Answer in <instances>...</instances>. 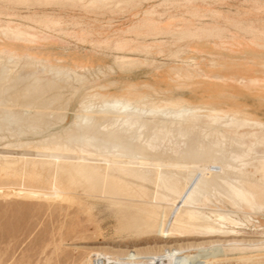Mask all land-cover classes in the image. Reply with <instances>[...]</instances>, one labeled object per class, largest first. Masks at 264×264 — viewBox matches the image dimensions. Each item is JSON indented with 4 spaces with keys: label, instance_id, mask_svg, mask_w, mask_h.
I'll return each mask as SVG.
<instances>
[{
    "label": "bare ground",
    "instance_id": "1",
    "mask_svg": "<svg viewBox=\"0 0 264 264\" xmlns=\"http://www.w3.org/2000/svg\"><path fill=\"white\" fill-rule=\"evenodd\" d=\"M135 1L0 0V4L32 9V14L21 15L24 19L35 16L34 10L39 9L36 16L42 21L36 23L63 35L66 29L53 15L57 10L99 16L98 11L114 14ZM145 27L149 33L165 34L162 26L155 27L152 22ZM4 30L14 36L21 34L12 25ZM35 42L30 37L23 52L17 50L16 42L0 44V119L13 106L20 109L11 113L13 118L5 116L11 121L4 117L3 121L10 122L8 126H0L1 169L45 171L57 179L64 191H81L93 204L105 202L121 215L120 229L136 234L139 241L150 233L232 235V230L225 228V220L242 222L239 213L244 208L251 214L264 213V119L260 117L231 108L192 104L181 96L154 98L129 92L109 97L93 90L76 102L71 120L58 132L33 139L39 133L34 131L35 126L27 127L26 132L19 130L16 124L19 119L22 122L26 112H30L25 117L27 121L37 116L38 125L45 116L58 114L60 91L66 89L74 94L89 83V77L77 71L83 66L81 62L53 65L47 56L31 52ZM188 61L191 67L192 59ZM142 63L135 56L116 54L108 69L112 73L131 72ZM192 73L193 69L187 68L176 76L188 79ZM66 111L67 107H63L58 123L66 122ZM206 246L207 254L197 260L189 256L176 259L174 255L180 254L182 248L166 252L141 250L127 255L99 250L87 260L88 264L97 259H102L99 264H207L211 259L219 264H264V240L212 241Z\"/></svg>",
    "mask_w": 264,
    "mask_h": 264
},
{
    "label": "rangeland",
    "instance_id": "2",
    "mask_svg": "<svg viewBox=\"0 0 264 264\" xmlns=\"http://www.w3.org/2000/svg\"><path fill=\"white\" fill-rule=\"evenodd\" d=\"M34 11L35 16L24 19L21 15L32 14V9L0 4V44L8 46L16 42L17 50L23 52L28 39L33 37L36 42L31 52L47 56L53 65L72 66L75 61L81 62L83 66L77 71L88 76L89 83L74 94L66 89L60 91L61 98L56 103L59 112L42 118L41 121L48 122L46 125L41 121L37 125V116L27 121L25 117L30 112H26L16 127L26 132L29 126H38L34 131L39 130V133L33 139L66 126L76 102L93 90L109 97L129 92L154 98L181 96L192 104L231 108L264 119V115L254 110L255 105L240 101L243 97L242 100L248 102L247 94L264 100V0H137L114 14L98 11L99 16L71 9L57 10L53 15L66 29L63 35L49 32L42 23H36L42 19L36 16L40 10ZM149 22L155 27L162 26L165 34L149 33L145 27ZM6 25L16 26L21 34H8L4 30ZM255 50L263 54L258 62L253 59ZM116 54L135 56L143 63L131 72L112 73L108 66L112 65ZM55 58H60L61 62ZM187 68L193 69L192 78L176 76ZM11 92L13 89L9 94ZM16 107L3 116L13 118L12 114L20 111ZM63 107H67L66 122L58 123ZM48 117H54L55 122L57 119L58 124ZM3 122L7 125L2 123L1 127L10 123ZM21 123L26 124L21 127ZM11 171L0 168V264H88L93 251H118L127 255L141 250L166 252L169 248L183 249L174 255L176 259L184 260L189 256L197 260L207 254L206 242L264 240V213L251 214L244 208L239 213L242 222L224 221L232 235L200 237L189 236V233H150L139 241L136 234L120 229L121 215L105 202L93 204L81 191H64L57 179L45 171ZM100 260L93 264H99ZM207 264L219 263L211 259Z\"/></svg>",
    "mask_w": 264,
    "mask_h": 264
},
{
    "label": "crops",
    "instance_id": "3",
    "mask_svg": "<svg viewBox=\"0 0 264 264\" xmlns=\"http://www.w3.org/2000/svg\"><path fill=\"white\" fill-rule=\"evenodd\" d=\"M253 59L255 60V62H258L261 58V56H263V54L259 51V50H255L253 51ZM256 64H253V66H255ZM248 97H249V101H243V97H240V101L242 102H246V103H249L250 105H255V109L254 107H251L252 109L256 110L259 114H262L264 115V100L263 99H258V97L256 95H252V94H247ZM247 95H244V96H247Z\"/></svg>",
    "mask_w": 264,
    "mask_h": 264
}]
</instances>
